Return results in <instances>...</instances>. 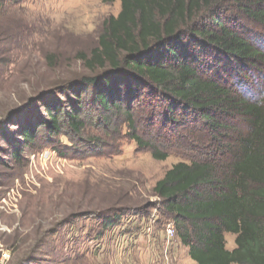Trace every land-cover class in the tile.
<instances>
[{
  "label": "trees",
  "instance_id": "1",
  "mask_svg": "<svg viewBox=\"0 0 264 264\" xmlns=\"http://www.w3.org/2000/svg\"><path fill=\"white\" fill-rule=\"evenodd\" d=\"M119 3L96 47L79 55L84 72L37 94L13 134L0 131L6 155L20 163L25 150L51 149L77 159L128 139L159 162L169 156L160 137L187 142L203 152L167 171L153 194L189 259L264 264V35L241 22L264 31V0ZM218 60L262 75L259 96L237 71L228 81L213 72ZM123 213L107 210L102 227Z\"/></svg>",
  "mask_w": 264,
  "mask_h": 264
},
{
  "label": "rangeland",
  "instance_id": "2",
  "mask_svg": "<svg viewBox=\"0 0 264 264\" xmlns=\"http://www.w3.org/2000/svg\"><path fill=\"white\" fill-rule=\"evenodd\" d=\"M119 11V0H0V131L13 134L37 94L84 72L79 55L96 47L104 22ZM226 61L218 60L213 72L228 81L237 71L245 77L246 94L259 96L262 75L229 70ZM166 137L159 143L169 156L159 162L124 139L119 151L77 159H61L51 149L25 150L17 163L6 155L0 135L4 264H195L175 230L167 236L174 225L153 188L178 162L203 151ZM109 209L124 213L104 229ZM233 246L234 235H226V248Z\"/></svg>",
  "mask_w": 264,
  "mask_h": 264
},
{
  "label": "built area",
  "instance_id": "3",
  "mask_svg": "<svg viewBox=\"0 0 264 264\" xmlns=\"http://www.w3.org/2000/svg\"><path fill=\"white\" fill-rule=\"evenodd\" d=\"M166 234L169 238H173L174 237V228L172 225H168L167 230H166ZM1 251V250H0ZM4 254L1 255L0 257V264H4Z\"/></svg>",
  "mask_w": 264,
  "mask_h": 264
},
{
  "label": "crops",
  "instance_id": "4",
  "mask_svg": "<svg viewBox=\"0 0 264 264\" xmlns=\"http://www.w3.org/2000/svg\"><path fill=\"white\" fill-rule=\"evenodd\" d=\"M234 247H235V246L230 247V248H228V250H229V251H232Z\"/></svg>",
  "mask_w": 264,
  "mask_h": 264
}]
</instances>
